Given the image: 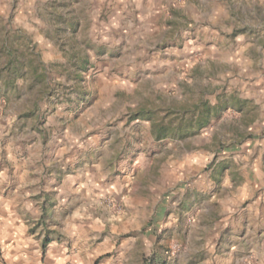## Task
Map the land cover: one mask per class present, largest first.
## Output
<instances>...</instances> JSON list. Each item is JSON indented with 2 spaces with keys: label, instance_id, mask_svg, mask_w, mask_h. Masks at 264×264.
<instances>
[{
  "label": "rangeland",
  "instance_id": "rangeland-1",
  "mask_svg": "<svg viewBox=\"0 0 264 264\" xmlns=\"http://www.w3.org/2000/svg\"><path fill=\"white\" fill-rule=\"evenodd\" d=\"M72 138L45 169L118 185L103 263L264 264V0H0V175Z\"/></svg>",
  "mask_w": 264,
  "mask_h": 264
},
{
  "label": "crops",
  "instance_id": "crops-1",
  "mask_svg": "<svg viewBox=\"0 0 264 264\" xmlns=\"http://www.w3.org/2000/svg\"><path fill=\"white\" fill-rule=\"evenodd\" d=\"M80 144L76 138L62 139L57 144L60 150L54 164L42 161L39 165L28 157L27 165L16 169L14 176L8 175L7 169L0 175V240L4 242L9 264H109L103 263L104 255L111 254L110 260L117 258L113 254L121 246L116 236L119 225L110 222L108 207L100 204L97 197L118 185L108 182L95 167L88 166L85 177L80 175L71 182L56 170L45 169L61 165L63 154L76 153L71 149L81 150ZM81 172L83 169H78V174ZM42 206H47L48 217L51 214L52 218L62 220L60 226L52 229L54 234L62 233L64 237H56L42 248L39 260L46 228L43 223L32 221L38 219ZM33 227L38 232L43 230L42 239L34 240Z\"/></svg>",
  "mask_w": 264,
  "mask_h": 264
},
{
  "label": "built area",
  "instance_id": "built-area-1",
  "mask_svg": "<svg viewBox=\"0 0 264 264\" xmlns=\"http://www.w3.org/2000/svg\"><path fill=\"white\" fill-rule=\"evenodd\" d=\"M110 206L114 209L115 212L121 213L123 211L122 205L110 203Z\"/></svg>",
  "mask_w": 264,
  "mask_h": 264
}]
</instances>
